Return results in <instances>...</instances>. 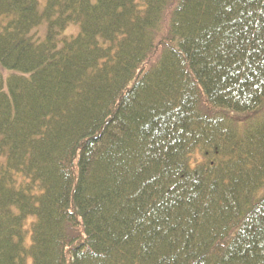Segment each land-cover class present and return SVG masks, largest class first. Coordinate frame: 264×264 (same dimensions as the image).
<instances>
[{"label":"trees","instance_id":"trees-1","mask_svg":"<svg viewBox=\"0 0 264 264\" xmlns=\"http://www.w3.org/2000/svg\"><path fill=\"white\" fill-rule=\"evenodd\" d=\"M0 68V264H264V0H0Z\"/></svg>","mask_w":264,"mask_h":264},{"label":"rangeland","instance_id":"rangeland-1","mask_svg":"<svg viewBox=\"0 0 264 264\" xmlns=\"http://www.w3.org/2000/svg\"><path fill=\"white\" fill-rule=\"evenodd\" d=\"M78 30H79V28L77 27V26H73L72 28H70L69 30H68V34H70V33H77L78 32ZM0 72H2V74H4V76H7L8 75V73L7 72H5V71H3L1 68H0ZM5 78V77H4Z\"/></svg>","mask_w":264,"mask_h":264}]
</instances>
